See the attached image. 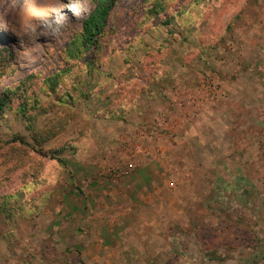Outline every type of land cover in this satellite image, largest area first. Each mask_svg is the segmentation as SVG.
Here are the masks:
<instances>
[{"label": "rangeland", "instance_id": "obj_1", "mask_svg": "<svg viewBox=\"0 0 264 264\" xmlns=\"http://www.w3.org/2000/svg\"><path fill=\"white\" fill-rule=\"evenodd\" d=\"M99 3L0 0V264L86 263L78 184L124 163L111 152L131 150L125 115L136 104L164 152L154 162L174 173L193 264H264V106L221 83L234 59L264 75V35L222 32L221 13L195 0H110L86 45L82 25ZM185 71L190 84L175 82Z\"/></svg>", "mask_w": 264, "mask_h": 264}, {"label": "crops", "instance_id": "obj_2", "mask_svg": "<svg viewBox=\"0 0 264 264\" xmlns=\"http://www.w3.org/2000/svg\"><path fill=\"white\" fill-rule=\"evenodd\" d=\"M262 10L264 0H220L210 9V16L221 13L223 19L218 28L222 32H239L238 34L259 32L263 37L264 14L262 16L260 12ZM262 42L263 39L260 43ZM260 43L254 44L253 48L258 49ZM241 46L244 48L246 44ZM234 60L230 65L237 70L233 71V80L223 77L221 82L223 93L225 95L232 86L233 93H236L239 99L249 97L258 111L257 107L264 106V101H261L264 100V75L257 74L256 61L252 67L250 66L254 71H249L246 76L243 72V59L240 58L239 63ZM192 75L188 71L180 72L179 76L173 79L175 82L182 81V85H189ZM200 79L198 77L197 82L201 81ZM167 93L171 95V92ZM155 95V103H160L159 101L164 99L160 92ZM137 105L127 108L128 112L125 115L129 133L125 137V142L132 145L131 150L128 152L125 148L127 152L121 149L111 152L119 155L123 162L133 160L136 167L118 185L110 183L108 177L99 176H95V181L79 182L78 185L84 194V199L82 195L79 197V204H89V211L78 214L79 224L84 227L85 232L79 236L75 249L86 258L85 264H193V251L188 244V240L193 239V234L180 233L176 229L177 221L180 219L177 210L180 200L177 199V191H172L176 183L173 179L174 173L170 168L168 170L164 168L163 172L160 168L162 166L154 162L160 161L164 152H154V143L158 142L153 139L156 138L154 133L148 134V130H145L148 117ZM163 109L165 111V105ZM223 111H226L224 105L221 106V112ZM256 119L262 122L258 117ZM159 139L156 140L160 141ZM110 141L112 150L116 149L113 138H110ZM134 146L135 152L132 150ZM149 147L150 152L147 150ZM183 172L181 176L188 171ZM188 177L193 178V174L189 173ZM189 182L192 183V180L185 181V188Z\"/></svg>", "mask_w": 264, "mask_h": 264}, {"label": "trees", "instance_id": "obj_3", "mask_svg": "<svg viewBox=\"0 0 264 264\" xmlns=\"http://www.w3.org/2000/svg\"><path fill=\"white\" fill-rule=\"evenodd\" d=\"M110 0H100V3L96 6L95 10L84 20L82 25V36L84 43L87 45H94V38L100 31V28L102 26L103 20L106 18L109 10L110 5L108 4ZM196 3H194L193 6L195 7H201L202 9H208L210 7H213L215 4H217L220 0H195ZM159 5L157 3L154 8ZM191 6V9L193 8ZM228 25V29H229ZM108 118H115L120 119L121 116L117 113V111H109Z\"/></svg>", "mask_w": 264, "mask_h": 264}, {"label": "built area", "instance_id": "obj_4", "mask_svg": "<svg viewBox=\"0 0 264 264\" xmlns=\"http://www.w3.org/2000/svg\"><path fill=\"white\" fill-rule=\"evenodd\" d=\"M135 167V162L129 159L123 164L111 168L107 173L108 178L112 183L119 184L120 181H124L132 173Z\"/></svg>", "mask_w": 264, "mask_h": 264}]
</instances>
